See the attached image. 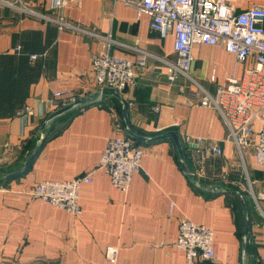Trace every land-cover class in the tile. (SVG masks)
<instances>
[{"label": "crops", "instance_id": "obj_1", "mask_svg": "<svg viewBox=\"0 0 264 264\" xmlns=\"http://www.w3.org/2000/svg\"><path fill=\"white\" fill-rule=\"evenodd\" d=\"M52 1L22 2L51 17L63 15L75 28L61 29L39 14L0 4V174L24 165L37 129L55 111L42 116L41 99L57 90L81 95L98 90L91 61L106 49L110 35L111 53L134 60L146 55L147 65L120 95L132 130L146 136L175 130L202 186L182 170L172 139H133L145 153L129 189L119 190L105 171L96 170L80 188L78 217L28 193L37 182L71 179L97 166L108 138L119 123L123 127L122 103L108 91L101 102L57 119L26 172L0 178L5 188L0 190V264H186L185 252L173 243L183 216L214 229L211 264H244L242 236L249 222L247 264H264V215L249 187L251 181L254 192L264 190V167L253 146L241 156L217 110L195 103V83L183 75L168 79L167 62L177 57L174 33L161 36L148 14L119 0H81L64 8H53ZM230 2L238 11L264 6V0ZM192 54L189 73L212 94L254 63L240 61L221 44H194ZM26 104L35 107L34 114H21ZM193 136L220 141L223 155L202 168L193 166L186 145ZM223 188L244 194L248 220L237 194ZM108 246L119 247L115 261L106 258Z\"/></svg>", "mask_w": 264, "mask_h": 264}, {"label": "built area", "instance_id": "obj_2", "mask_svg": "<svg viewBox=\"0 0 264 264\" xmlns=\"http://www.w3.org/2000/svg\"><path fill=\"white\" fill-rule=\"evenodd\" d=\"M11 0H0V4L15 7L28 14L56 23L59 28H75L63 15L51 17L35 9L18 5ZM81 0H53V8H64ZM133 7L138 14L150 16V26L161 36L173 32L176 60L168 61V79L173 82L179 75L190 79L198 86L193 91L195 103L217 110L229 130V138L237 145L241 156L249 146L254 147L257 163L264 167V6L252 5L238 11L230 0H119ZM106 49L93 55L90 72L98 89L123 95L127 87L135 81L139 68L147 65L146 55L137 60L115 55L108 49L111 36H106ZM194 44H221L227 51L236 55L240 61L253 58V65L246 68L240 78H228L212 94L189 71L193 60ZM19 49V48H17ZM36 58V54L31 55ZM215 76H212V80ZM82 96L73 89L57 90L47 99H41V115L63 107ZM160 110V107H155ZM35 107L26 104L22 115H32ZM187 149L192 154L193 166H205L212 158L224 153L220 141L208 136H193L187 139ZM144 147L128 137L119 125L107 140L97 166L89 173L66 180H45L35 183L28 193L36 198L64 209L75 217L82 213L80 188L93 180L96 170L105 171L113 185L122 191L131 186L133 175L142 167ZM202 171L203 169H199ZM198 175V171L195 170ZM250 181V180H249ZM249 187L256 204L264 215V190L254 192ZM4 185L0 183V190ZM174 202L171 204V208ZM214 229L205 224L192 221L186 216L179 220L178 234L174 245L185 252L186 264H211L216 258L214 248ZM118 246H108L105 254L115 261Z\"/></svg>", "mask_w": 264, "mask_h": 264}, {"label": "water", "instance_id": "obj_3", "mask_svg": "<svg viewBox=\"0 0 264 264\" xmlns=\"http://www.w3.org/2000/svg\"><path fill=\"white\" fill-rule=\"evenodd\" d=\"M108 91L107 90H102L98 89L93 92H89L85 95H82L78 97L76 100L70 102L69 104L63 106L62 108H59L55 110L54 112L50 113L46 118L43 120L42 124L40 127L37 129L36 132V141L35 145L33 146L32 150L29 152L24 165L20 167L19 169L12 171L8 174L1 175L0 178L3 179H11L14 178L18 175L23 174L24 172L27 171L31 163L33 162L34 158L36 157L37 153L41 149L45 138L47 136L48 131L50 128L53 126L55 121L59 119L60 117L69 114L71 112H74L76 110H79L89 104H94L101 102L102 98L104 95H107ZM111 95L119 98V100L122 103V113H123V131L124 133L134 139V140H140L143 142H154L157 140L161 139H172L173 142L175 143V146L177 148L178 152V160L179 164L182 168V170L185 172L189 180L196 186L201 187L202 184L199 182V180L196 178V173L195 171L191 168V165L188 161L186 150L183 146L182 140L180 139L179 134L175 130H166L160 134H157L155 136H146L143 134L136 133L132 130L130 120H129V114L127 111L126 103L121 99L120 95L117 93H112ZM224 191H233L235 194H237L240 203L242 204L244 210L246 211V218H248V210H247V202L245 200L244 194L239 191V190H233L231 188H223ZM248 239H249V222L246 223L245 229L243 232L242 236V245H243V255H244V264H247V256H246V251L248 247Z\"/></svg>", "mask_w": 264, "mask_h": 264}, {"label": "rangeland", "instance_id": "obj_4", "mask_svg": "<svg viewBox=\"0 0 264 264\" xmlns=\"http://www.w3.org/2000/svg\"><path fill=\"white\" fill-rule=\"evenodd\" d=\"M23 1V0H22ZM17 4L18 5H22V2L20 1V0H18L17 1ZM60 108H62V107H60ZM120 124V128H122V125H121V123H119ZM245 174L243 173V176H244ZM245 179V178H244ZM248 180V179H247ZM247 180H244L245 182L247 181ZM248 189V188H247ZM250 193H251V191H250Z\"/></svg>", "mask_w": 264, "mask_h": 264}, {"label": "bare ground", "instance_id": "obj_5", "mask_svg": "<svg viewBox=\"0 0 264 264\" xmlns=\"http://www.w3.org/2000/svg\"><path fill=\"white\" fill-rule=\"evenodd\" d=\"M118 94V93H117Z\"/></svg>", "mask_w": 264, "mask_h": 264}]
</instances>
